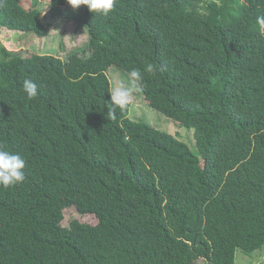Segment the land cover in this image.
Masks as SVG:
<instances>
[{"label": "trees", "instance_id": "1", "mask_svg": "<svg viewBox=\"0 0 264 264\" xmlns=\"http://www.w3.org/2000/svg\"><path fill=\"white\" fill-rule=\"evenodd\" d=\"M42 12L3 0L0 32L46 37ZM258 15L264 0H116L106 17L71 10L89 41L66 57L0 42V146L26 160L22 183L0 185V264H236L263 250ZM113 64L141 71L146 101L194 128L197 151L131 104L107 117ZM69 208L97 222L64 226Z\"/></svg>", "mask_w": 264, "mask_h": 264}, {"label": "rangeland", "instance_id": "2", "mask_svg": "<svg viewBox=\"0 0 264 264\" xmlns=\"http://www.w3.org/2000/svg\"><path fill=\"white\" fill-rule=\"evenodd\" d=\"M25 5L30 7L38 5L42 9V20L50 27L49 35L39 37L31 33L3 29L0 32V42L10 50L16 52L52 54L66 57L71 51L82 47L89 41L87 26L78 23L69 17L73 7L67 2L66 5L57 7L52 0H24ZM2 56H0V60ZM112 88L120 81H127L130 73L122 67L113 64L108 69ZM140 86V84H139ZM134 94L130 103V116L134 120H143L154 127L177 135L185 141L193 150L197 151L195 129L188 128L179 121L168 117L160 110L152 107L145 99L142 87ZM73 218L96 223L94 216H82L75 208H69L65 212L64 226H70ZM197 264H206L200 259ZM236 264H264V249L252 254L238 249L236 253Z\"/></svg>", "mask_w": 264, "mask_h": 264}, {"label": "clouds", "instance_id": "3", "mask_svg": "<svg viewBox=\"0 0 264 264\" xmlns=\"http://www.w3.org/2000/svg\"><path fill=\"white\" fill-rule=\"evenodd\" d=\"M73 8H79L81 5H86L89 11L95 15L108 16L113 10L116 0H67ZM3 0H0V4ZM256 24L261 34H264V15L256 17ZM144 71L147 73L155 72V67L152 64L146 65ZM143 76L141 71L133 69L130 72L127 81H120L115 87L110 88L111 100L109 102L107 117L111 120L116 119V109L124 111L132 102L134 94L139 92L140 82ZM23 92L29 99L35 98L38 95V85L30 78H25L22 82ZM26 160L19 153H14L5 150L0 146V185L9 187L22 183L25 180Z\"/></svg>", "mask_w": 264, "mask_h": 264}]
</instances>
